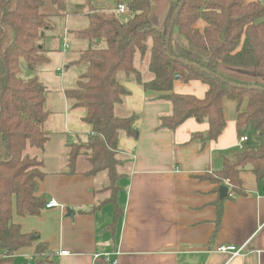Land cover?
Masks as SVG:
<instances>
[{"label":"crops","instance_id":"1","mask_svg":"<svg viewBox=\"0 0 264 264\" xmlns=\"http://www.w3.org/2000/svg\"><path fill=\"white\" fill-rule=\"evenodd\" d=\"M66 0V11L56 13L48 2L44 11L52 15L49 29L40 44L48 62L36 68L25 66L24 78L36 76L46 88L45 125L47 142L42 150L29 147L26 154L43 165L37 196L47 203L57 201L61 208H45L39 216L14 214L13 222L23 233L40 239L14 255L15 264H264V188L257 177L241 173L245 195L220 196L219 185L210 176L223 169L226 160L256 150L264 143L238 148L237 103L224 99L226 127L217 140L202 142L195 134H207V121L186 120L174 130L160 128V119L170 115L172 105L163 93L145 90L134 78L120 81L128 94L116 106L118 116H135V137L121 133L118 158L121 160L116 196L119 216L105 203L110 191H99L109 184L105 172L87 175L85 156L79 157L76 172L69 173V145L85 143L92 128L84 121L85 110L76 109L66 97L77 87L87 65L77 62L90 46L76 33L89 26L90 8L116 12L124 0ZM264 3V0H245ZM202 30L204 23L199 22ZM68 46V47H67ZM136 55L134 65L142 61L148 69L150 52ZM141 59V60H140ZM149 70V69H148ZM140 72V71H139ZM151 75V74H150ZM129 77V76H128ZM153 79L151 75L150 80ZM144 80V78H143ZM145 81V80H144ZM208 86L199 81H175L173 93L204 98ZM261 141V143H257ZM229 190V189H228ZM223 201L218 219L217 204ZM100 209L93 210L99 203ZM68 210L73 212L68 214ZM43 243L47 249L35 254ZM245 245L241 256L218 252L220 246ZM69 252L61 256L60 252ZM105 255H108L106 258ZM96 256H100L96 258ZM106 258V259H105Z\"/></svg>","mask_w":264,"mask_h":264},{"label":"trees","instance_id":"2","mask_svg":"<svg viewBox=\"0 0 264 264\" xmlns=\"http://www.w3.org/2000/svg\"><path fill=\"white\" fill-rule=\"evenodd\" d=\"M48 2L56 13L66 11V0H0V264H15V253L40 239L37 234L23 233L13 222L14 214L39 216L47 205L45 198L36 195L44 177L43 165L26 154L29 147L42 150L47 142L46 88L36 76H22V63L33 69L48 62L40 44L52 18L44 11ZM125 4V20L116 12L90 8L89 26L76 33L90 44L77 62L87 66L77 87L66 92L74 108L85 110L84 121L92 128L87 142L68 146L69 173L76 172L78 158L85 156L90 164L87 175L107 174L109 184L99 191L111 192L105 203L114 206V219L120 212L116 201L121 177L118 141L121 133L136 136L135 116L122 117L115 111L128 94L118 79L120 73L134 76L145 90L163 93L161 98L170 102L172 112L160 119L162 129L174 130L194 118L210 126L207 134H195L194 139L217 140L226 127L223 101L229 99L237 103L239 135L252 129L264 139V3L127 0ZM199 22L204 23L202 30ZM148 52L153 79L144 81L134 60L138 53L143 57ZM177 80L199 81L209 89L202 99L175 94ZM246 170L264 188V143L226 160L216 177L210 178L219 185L229 182V197L241 196L246 194L241 180ZM222 204H217L218 223ZM46 249L39 243L35 254Z\"/></svg>","mask_w":264,"mask_h":264},{"label":"built area","instance_id":"3","mask_svg":"<svg viewBox=\"0 0 264 264\" xmlns=\"http://www.w3.org/2000/svg\"><path fill=\"white\" fill-rule=\"evenodd\" d=\"M116 11L121 14V15H126L128 14V8L126 6L125 3H119L117 5V8H116ZM68 47V46H67ZM249 140V137L248 135L245 133L243 135H240L239 136V140H238V148L241 150V151H244L245 150V145L246 143L248 142ZM227 186H228V195L229 196H232V189H231V185L229 182H227ZM46 208L47 209H51V208H61V209H64V206L59 204L57 201L55 200H51L50 202L47 203L46 205ZM218 252H221V253H227V254H231L232 257H238V256H241L244 251H245V245H242L240 247H237V246H220L218 249H217ZM69 252H66V251H62L60 252V255L61 256H66L68 255ZM100 256H96V258H98ZM105 257L107 258L108 255H105ZM105 258V259H106Z\"/></svg>","mask_w":264,"mask_h":264},{"label":"rangeland","instance_id":"4","mask_svg":"<svg viewBox=\"0 0 264 264\" xmlns=\"http://www.w3.org/2000/svg\"><path fill=\"white\" fill-rule=\"evenodd\" d=\"M125 1V3L127 2V0H124ZM88 2L89 3H93V5H94V2L92 1V0H88ZM122 20H125L126 18L125 17H121L120 15H118ZM104 43V42H103ZM104 46V45H103ZM138 57L139 58H141V56L140 55H138ZM141 60V59H140ZM24 68H25V64L24 63H22V69L24 70ZM138 70L140 71V73H141V75H142V78H144V80L145 81H148L149 79H150V77H151V73H150V71L147 69V67L145 66V65H143L142 64V61H140V64L138 63ZM151 74V75H150ZM22 76L24 77V74H22ZM118 79H119V81H122V82H125V81H128V80H134V76H130V77H128V76H126L125 74H123V73H120L119 75H118ZM178 81H180V80H178ZM180 82H182V81H180ZM247 135H248V137L250 138V140H251V142L252 143H255V141L256 140H259L260 138L258 137L259 135L255 132V131H253L252 129H249V130H247L246 132H245ZM244 133V134H245ZM257 143L259 144V143H261V141H257Z\"/></svg>","mask_w":264,"mask_h":264},{"label":"water","instance_id":"5","mask_svg":"<svg viewBox=\"0 0 264 264\" xmlns=\"http://www.w3.org/2000/svg\"><path fill=\"white\" fill-rule=\"evenodd\" d=\"M185 0H183V2H184ZM182 5V4H181ZM177 14H178V12L176 13V16H177ZM173 23L171 24V28H170V30H169V34H168V38H167V49H168V45H169V42H170V38H171V34H172V30H173ZM222 40L224 41L225 40V33L223 32V34H222ZM168 55H170V53L168 52ZM186 64H188V62H185ZM204 71V70H203ZM209 73V72H208ZM262 90V89H261ZM219 191H220V196L221 197H225V196H227V194H228V187H226V186H221L220 187V189H219ZM71 210H68V214H70L71 213V215L73 214V212H70Z\"/></svg>","mask_w":264,"mask_h":264}]
</instances>
